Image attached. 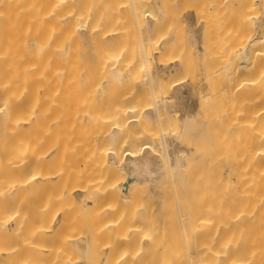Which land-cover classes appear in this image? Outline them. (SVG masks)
Masks as SVG:
<instances>
[{
    "label": "bare ground",
    "instance_id": "6f19581e",
    "mask_svg": "<svg viewBox=\"0 0 264 264\" xmlns=\"http://www.w3.org/2000/svg\"><path fill=\"white\" fill-rule=\"evenodd\" d=\"M94 245L264 264V0H0V264Z\"/></svg>",
    "mask_w": 264,
    "mask_h": 264
},
{
    "label": "rangeland",
    "instance_id": "374dc122",
    "mask_svg": "<svg viewBox=\"0 0 264 264\" xmlns=\"http://www.w3.org/2000/svg\"><path fill=\"white\" fill-rule=\"evenodd\" d=\"M83 211L84 209L80 206L74 205L71 208V213L74 215V218L76 220V223H74L75 225V229L79 230V231H87V224H81L80 223V219L83 216ZM67 228V225L65 226L64 229ZM94 237V235H93ZM143 242V244L147 245L146 239L143 238L141 240ZM71 253V252H70ZM72 254H74L75 256H80L83 258V264H110L111 263V259H106L103 258L100 253H99V246L94 245L93 247H89L86 248V250L82 253H78V252H72ZM80 254V255H79ZM143 257V260H145L149 255H148V250H144V253H139L136 258L138 257ZM142 257L140 259V261L138 262V264L142 263Z\"/></svg>",
    "mask_w": 264,
    "mask_h": 264
}]
</instances>
